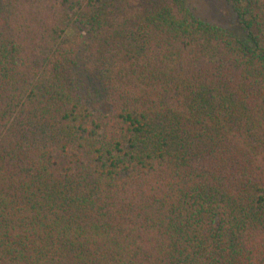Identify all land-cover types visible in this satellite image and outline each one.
<instances>
[{
    "label": "trees",
    "instance_id": "obj_1",
    "mask_svg": "<svg viewBox=\"0 0 264 264\" xmlns=\"http://www.w3.org/2000/svg\"><path fill=\"white\" fill-rule=\"evenodd\" d=\"M228 1L0 0V264H264V0Z\"/></svg>",
    "mask_w": 264,
    "mask_h": 264
},
{
    "label": "rangeland",
    "instance_id": "obj_2",
    "mask_svg": "<svg viewBox=\"0 0 264 264\" xmlns=\"http://www.w3.org/2000/svg\"><path fill=\"white\" fill-rule=\"evenodd\" d=\"M186 2L197 15L241 34L238 17L228 0H186Z\"/></svg>",
    "mask_w": 264,
    "mask_h": 264
}]
</instances>
